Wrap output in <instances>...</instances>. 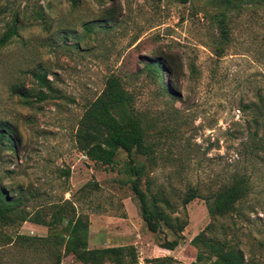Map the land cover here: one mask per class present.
Listing matches in <instances>:
<instances>
[{
  "label": "rangeland",
  "instance_id": "1",
  "mask_svg": "<svg viewBox=\"0 0 264 264\" xmlns=\"http://www.w3.org/2000/svg\"><path fill=\"white\" fill-rule=\"evenodd\" d=\"M236 4L223 10L207 0H0V35L17 28L0 48V121L19 140L15 151L0 147V186L28 188L34 194L28 207L67 200L87 217L88 249L131 245L138 264L160 257L166 264L205 263L190 244L201 231L234 246L244 260L264 264V0ZM221 11L227 35L217 55ZM165 56L181 71L172 97L159 89L166 78L161 82L144 68L148 59ZM32 72L52 91L39 88ZM109 74L160 136L155 164L145 168L139 188L145 191L146 179L147 198L164 197L171 205L159 203L164 212L186 220L171 251L159 248L172 238L165 225L151 233L139 216L128 183L133 177L123 173L125 154L118 151L111 166H102L75 148L78 120ZM12 84L48 97L34 102L31 96L23 105L9 93ZM253 121L260 124L255 136ZM239 177L248 191L231 214L211 220L202 199L180 204L187 188L204 196ZM16 232L47 234L28 222ZM26 254L7 248L0 264H51L46 254ZM61 264L82 263L67 255Z\"/></svg>",
  "mask_w": 264,
  "mask_h": 264
},
{
  "label": "trees",
  "instance_id": "2",
  "mask_svg": "<svg viewBox=\"0 0 264 264\" xmlns=\"http://www.w3.org/2000/svg\"><path fill=\"white\" fill-rule=\"evenodd\" d=\"M179 4H186L190 0H175ZM218 8H237V0H207ZM219 31V41L216 45L217 55L221 52V44L226 41L224 14L221 11L216 19ZM16 25L7 26L0 35V48L6 46L16 36ZM147 73L161 83L160 91L164 96L172 97L176 93V85L181 77L180 68L171 56L148 59L144 64ZM39 88L52 91L43 75L31 73ZM9 93L19 97L23 105H29L30 97L34 102L45 100L46 93L37 90L33 93L23 90L18 84L9 87ZM260 124L253 121L252 134L255 136ZM155 125L146 115L134 108V97L127 92L120 79L113 74L105 77L99 95L87 104L73 136L74 145L88 161L102 166H111L118 151L125 154L123 173L133 177L128 183L136 199L139 216L146 229L155 233L161 223L165 225L172 238L164 240L159 248L171 251L179 243L180 234L186 224L174 216L170 218L159 203L171 209V205L164 197L152 194L147 198L148 181L145 179V191L140 190V178L146 175L145 168L155 164V156L161 144L160 136H153ZM166 130V129H165ZM167 131V130H166ZM169 131V130H168ZM19 143L18 135L10 124L0 121V147L15 151ZM134 156L143 158V162L134 164ZM67 170L62 175L67 176ZM247 181L241 177L220 186L216 190L200 196L196 188H187L180 197L181 206H185L196 198L203 200L207 215L210 219L231 214L236 204L246 196ZM34 194L27 189L16 192L0 186V256L7 248H18L26 255L46 254L51 264H61L64 256L71 255L82 264H138L133 246H113L100 249L87 248V217L75 214L73 205L67 200L27 206ZM185 219V217H184ZM24 222L45 227L44 237L25 236L17 234L16 230ZM207 229V227L205 228ZM204 229V230H205ZM190 244L196 248L204 258L203 264H254L244 260L240 251L225 241L213 240L199 232ZM155 264H166L162 257L153 259ZM189 264H199L191 262Z\"/></svg>",
  "mask_w": 264,
  "mask_h": 264
}]
</instances>
